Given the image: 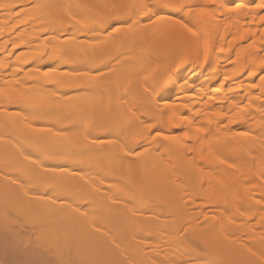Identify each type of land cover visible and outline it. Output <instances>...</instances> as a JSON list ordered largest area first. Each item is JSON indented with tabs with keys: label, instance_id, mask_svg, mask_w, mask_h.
Returning <instances> with one entry per match:
<instances>
[{
	"label": "bare ground",
	"instance_id": "6f19581e",
	"mask_svg": "<svg viewBox=\"0 0 264 264\" xmlns=\"http://www.w3.org/2000/svg\"><path fill=\"white\" fill-rule=\"evenodd\" d=\"M151 1L0 0V264H82L112 228L127 232V228L133 231L149 223L150 199L181 198L179 208L169 215L180 221L185 217V223L193 218L186 212L188 202L198 205L204 199V204L199 203L201 209L210 206L212 201L201 190L189 186L190 175H178L186 154L177 140L171 144L177 147L173 153L183 158L171 166L164 164V151L157 150L148 138L142 142L148 126L164 124L189 93L199 94L202 106L195 119L202 117L203 107L209 112L219 106L218 119H229L231 128H237L220 137L227 144L234 143L238 155L250 159L246 157L244 165L256 160L262 176L255 181L258 193L249 198L257 205L260 196L264 198V142L256 139L264 134V99L254 96L249 106L238 107L224 98L226 91L236 92L243 86H260L264 95V85L257 81L254 86L250 79L264 70L260 60L264 40L253 41L255 49L244 45L238 64L241 71L253 67L250 77L238 74V81L227 90L212 88L232 77L220 70L208 80L190 79L176 89L184 75L174 72L188 71L197 60L195 54L190 60L171 55L179 46L195 50L203 43L208 55L213 45L225 49L233 43L243 44L248 35L227 43L225 21L238 28L243 19L264 8L251 5L252 0L246 5H226L224 13L218 10L202 22L195 12L202 8L185 14L170 0H163L157 9L148 7ZM128 5L138 7L121 15ZM192 22L210 23L212 30L201 37L184 34V26ZM257 22L264 23L261 18ZM162 56L165 62L153 64ZM244 81L250 83L243 85ZM212 93L222 96L211 103L206 98ZM223 110L227 113L221 115ZM189 121L192 126L196 123L193 117ZM180 126L173 122L168 130ZM103 128L111 129L105 132ZM226 143L218 148L221 153L228 152ZM194 149L199 155L204 150ZM20 211L23 218H9ZM198 213L194 222L187 223L189 228L185 224L173 227L176 235L180 231L179 240L185 241L188 234L193 252L216 249L213 252L222 254V263L244 257L243 244H210L207 233L200 231ZM39 231L52 237L58 247L44 248ZM124 232L120 239L116 234L110 238L109 264H116L115 250L122 242L139 253L144 250L131 240L130 232ZM260 232L257 235L264 233ZM177 257L170 263L193 264L190 256ZM259 259L260 263L255 261L262 264L264 260Z\"/></svg>",
	"mask_w": 264,
	"mask_h": 264
},
{
	"label": "rangeland",
	"instance_id": "374dc122",
	"mask_svg": "<svg viewBox=\"0 0 264 264\" xmlns=\"http://www.w3.org/2000/svg\"><path fill=\"white\" fill-rule=\"evenodd\" d=\"M230 1L211 0V2H209V0H170L168 2H170L173 7L183 10L185 14L190 9L198 7L202 8V12H199L197 9L194 11L200 16V21L204 22V20L212 17L213 14H215L218 10H223V12H221L224 13V6L226 5H246L249 4L251 0ZM252 1L253 2L251 5L258 6L259 0ZM162 2L164 1H151L148 7L157 9ZM130 11H132V8L126 6L122 10L121 15L127 14ZM159 13L162 14V12ZM199 13H201V15ZM155 15L157 16L158 13ZM256 15H258V17L253 19V16ZM262 16H264V11L260 14L253 12L251 17L249 16L248 18L241 21V24L238 28H236L235 25L231 26L229 24L230 22L227 24V21H225L227 25L225 24L224 34L227 36V43L233 42L236 36L248 35V39L243 42V44L233 43L235 44L234 46L231 44L230 46H226L225 49L221 48L220 45H213L209 48L210 51H208V55L206 54L207 50L205 49L203 43L199 46L200 48H195V50H193L194 48L190 46H179V49L174 53L172 51V57L177 58L178 60L180 58H183L184 60H190L191 56L195 54V59L198 61L194 62V68L191 66L189 68L190 70L186 69L188 70L186 72L181 70L174 72V74L182 73L184 75V78H182L175 85L176 89L178 86L186 83V81H189L190 79H192V81L195 79L199 80L200 78H202V81L205 79L208 80L209 77L214 75L216 70H220L223 73L225 72L228 76L232 77L226 81H218L217 84L212 87L213 89L221 88L222 86L224 87L223 89H229L230 85H233L234 82L238 81V74L250 77L251 69L253 67H247L244 71H241L238 64V57L244 50V45L247 46L249 44L250 46H253V49H255L257 44L253 41L258 40L257 38L264 40V23L259 24L257 22ZM226 17L228 18V16ZM227 18L223 17L225 20ZM230 18L233 20V17ZM231 19L228 18L227 20ZM106 20L111 23L112 17L108 16ZM197 20L199 21V19ZM211 27L212 26L210 23L201 25L198 24V22L195 24L192 22L191 24L184 26L183 32L187 35L195 33V35L197 34L201 37L205 31L212 30ZM189 28L192 29L191 32L188 31ZM116 53H118V51H116ZM260 54V60H264V50H262ZM206 57L207 63L205 64L204 61ZM110 59H113V55ZM159 59L160 60L152 61L153 64H161L162 61L165 62L166 60V58L163 56ZM250 79L252 80V85L257 81L259 82L258 85H264V70L256 76H251ZM205 82H203L204 85ZM247 83L250 82L244 81L242 84L245 85ZM203 84L202 86H204ZM255 85H257V83L254 84V86ZM259 87L255 88L251 86V88H249L243 86L242 89L236 92L228 93L226 91L227 94L224 98L228 101L227 104L230 102H236L238 107L240 105L249 106L253 102L252 97L254 96L264 99V95L260 94L261 89ZM192 93L196 92L192 91ZM176 94H174L172 97H176ZM197 95L199 94L195 95L189 93L187 97L178 101L177 105L174 106L171 115H169V119H166L164 124L149 125L147 131L144 133L145 136L142 139L143 145L145 144V139L148 138L149 141L153 143L152 145L158 148L157 150L160 152L164 151L162 155L164 164L171 166L175 160L181 161L183 158L182 155L177 156L173 153L177 147L171 144L174 140H177L178 147L180 146V148L183 149L186 154V158H183L185 159L183 161V167L178 170V175L180 177L190 175L191 178L189 180V186L193 189V191L201 190L209 203L212 201L210 206L204 205L206 207L202 209L201 205L204 204V199L202 201H198V205H194L193 202H188L186 206V212L188 210L190 215L194 218L195 214L201 211L200 215H198L199 217L197 216L198 220L200 221H197L200 222V231L207 233L205 238L208 239L210 244H217L219 247L227 244L228 242H232V244L234 242L236 245L243 244L244 248L238 245L240 248L247 251V253H244L243 250V258L241 254V257H235L237 261L235 258H232L231 262L230 259L229 262H227L228 259L222 258L223 262L225 261L226 264H257L259 258L264 260V254L261 255L260 250V246L263 247L262 245L264 244V236H262L264 233H262L260 236L257 235L258 233L261 234L260 231L264 232V198L259 195L260 202L257 205L255 202L251 203L252 201L249 197L250 195L253 197L254 194L258 193V190L256 191L255 181L258 180V178L262 175L260 174L256 160H253L252 162L248 161L244 165L243 161L245 159L246 162L247 156L238 155L235 151V144H227L224 139L220 137L221 135L230 133L228 132L229 130H236L237 128H231L229 119H218L219 116L216 114V111H218L219 106L210 108L209 112H206V108L203 107L205 111H202V117L198 118V120L194 118V115L196 116V112L202 109L201 104H198L199 98ZM217 96L221 97L222 95L212 93L206 99L212 100V103L215 101V99L217 100V98H219ZM226 113L227 110H223L221 115ZM168 114H170V112ZM192 117L196 122L193 126L189 121ZM173 122H180L181 126L179 128L173 129V132H169L168 129L171 128ZM109 129L111 128H103L105 132L109 131ZM244 131L245 130L242 132ZM181 135L182 137H180ZM256 139L261 143L264 142V134H258ZM223 143L228 145V152L221 153L219 151L218 148ZM194 148L204 149L202 155H199L197 152H195L196 149ZM192 150H194V153ZM156 181L157 179L154 180V182ZM261 189H263V187H260V190ZM175 198L176 197L158 202L150 199L148 201V215L152 216V219H149V223L145 224L143 228H134L133 231L130 230V228H127V232H124L126 231V228H110L111 231L104 234L93 253L90 255V257L87 255L85 260H83V263L109 264L108 247L110 246V238L113 237L112 234H116L118 239L121 237V232H124L126 235H128L127 233L130 232L129 236L131 240H134L135 244L140 243L143 245L144 250L139 253V251L133 245L127 244V242H122L115 250L117 256L116 264H171L172 262L170 263V260L172 261V259H175L177 256L180 258L181 256H190V262L193 264H213V262H215L214 264H221L222 262H220V257L222 254L220 252L221 255L219 256V253L213 252L216 249L209 251V249L205 247L203 249L201 248V251L198 250L193 252V250L190 248L191 245L189 242H191V239L189 238L188 234H185L184 236H187L189 240H187V237L185 238L184 236L183 239H185L186 242L181 241V239L179 240L178 235L180 231H177L176 235V231H173L176 228L173 227L179 224H182V226L185 224L184 226L188 227L187 225H190V223H187L191 222V220L194 222L195 220H193V218H190V220L189 215V217L186 219H189L190 221L188 220L185 223L184 221L186 220L182 221V218L185 217H182L180 221L175 219L173 214L169 215V212L178 209L180 206L181 198ZM201 202L203 203L199 206V203ZM22 215L23 211H20L18 214H11L9 218H23ZM246 226H250L252 229L247 230L245 228ZM186 227H184V230ZM37 234L39 235V241L43 243L44 248L50 251L58 247V243L52 239V237L47 236L42 231H39ZM242 249L240 250L238 248V252L242 251ZM142 253H144V255L141 257L140 255ZM164 255L166 256V262L163 258ZM239 258L241 260H239ZM255 260H257V262ZM175 264L177 263L175 262Z\"/></svg>",
	"mask_w": 264,
	"mask_h": 264
},
{
	"label": "snow or ice",
	"instance_id": "6c2138e0",
	"mask_svg": "<svg viewBox=\"0 0 264 264\" xmlns=\"http://www.w3.org/2000/svg\"><path fill=\"white\" fill-rule=\"evenodd\" d=\"M209 2H211V0H209ZM127 7L134 9V8H136L138 6L137 5H128ZM258 7L264 8V3L259 4ZM114 18L119 19V17H114ZM261 20L264 21V16L261 17ZM188 31L191 32L192 29L189 28ZM193 35H195V33H193ZM261 64L264 65V60H261Z\"/></svg>",
	"mask_w": 264,
	"mask_h": 264
}]
</instances>
